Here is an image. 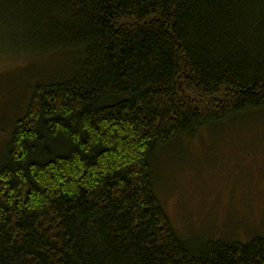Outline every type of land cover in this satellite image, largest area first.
I'll use <instances>...</instances> for the list:
<instances>
[{
  "label": "trees",
  "instance_id": "obj_1",
  "mask_svg": "<svg viewBox=\"0 0 264 264\" xmlns=\"http://www.w3.org/2000/svg\"><path fill=\"white\" fill-rule=\"evenodd\" d=\"M0 52L62 59L0 143V264H264L178 233L152 168L264 112V0H0Z\"/></svg>",
  "mask_w": 264,
  "mask_h": 264
},
{
  "label": "rangeland",
  "instance_id": "obj_2",
  "mask_svg": "<svg viewBox=\"0 0 264 264\" xmlns=\"http://www.w3.org/2000/svg\"><path fill=\"white\" fill-rule=\"evenodd\" d=\"M61 61L23 70V62L0 52V143L24 115L29 84L35 76L57 77ZM153 160L156 194L186 239L247 243L264 236V112L175 142Z\"/></svg>",
  "mask_w": 264,
  "mask_h": 264
}]
</instances>
